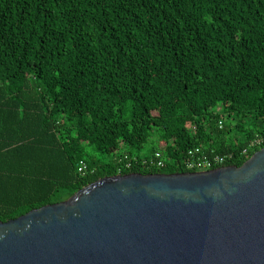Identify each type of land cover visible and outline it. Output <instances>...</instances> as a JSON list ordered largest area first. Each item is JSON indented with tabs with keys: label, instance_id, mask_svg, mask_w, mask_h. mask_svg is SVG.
Masks as SVG:
<instances>
[{
	"label": "trees",
	"instance_id": "16d2710c",
	"mask_svg": "<svg viewBox=\"0 0 264 264\" xmlns=\"http://www.w3.org/2000/svg\"><path fill=\"white\" fill-rule=\"evenodd\" d=\"M195 147H264V0H0V220Z\"/></svg>",
	"mask_w": 264,
	"mask_h": 264
},
{
	"label": "water",
	"instance_id": "95a60500",
	"mask_svg": "<svg viewBox=\"0 0 264 264\" xmlns=\"http://www.w3.org/2000/svg\"><path fill=\"white\" fill-rule=\"evenodd\" d=\"M0 264H264V147L242 166L105 177L0 220Z\"/></svg>",
	"mask_w": 264,
	"mask_h": 264
},
{
	"label": "built area",
	"instance_id": "2783aa9c",
	"mask_svg": "<svg viewBox=\"0 0 264 264\" xmlns=\"http://www.w3.org/2000/svg\"><path fill=\"white\" fill-rule=\"evenodd\" d=\"M262 140L257 139L254 141L250 148L260 146ZM248 153V149L245 151ZM234 157L233 154H211L207 153L202 147L191 148L186 156L185 168L189 171H208L211 169L219 168L225 166L231 158ZM138 160V159H136ZM146 165L156 166L158 168H163L166 166L167 159L164 157V153L159 150L156 151L150 159H145L143 161ZM133 165L132 162L128 163V167ZM89 171L88 164L85 161H81L79 164V172L82 174H87Z\"/></svg>",
	"mask_w": 264,
	"mask_h": 264
},
{
	"label": "rangeland",
	"instance_id": "374dc122",
	"mask_svg": "<svg viewBox=\"0 0 264 264\" xmlns=\"http://www.w3.org/2000/svg\"><path fill=\"white\" fill-rule=\"evenodd\" d=\"M148 152H146V155H147Z\"/></svg>",
	"mask_w": 264,
	"mask_h": 264
}]
</instances>
